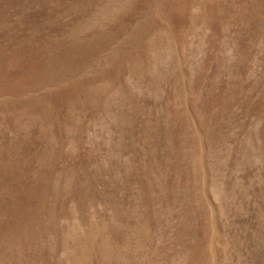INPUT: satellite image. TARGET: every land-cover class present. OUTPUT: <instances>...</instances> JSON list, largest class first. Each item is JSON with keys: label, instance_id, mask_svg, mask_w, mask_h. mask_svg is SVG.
Here are the masks:
<instances>
[{"label": "rangeland", "instance_id": "rangeland-1", "mask_svg": "<svg viewBox=\"0 0 264 264\" xmlns=\"http://www.w3.org/2000/svg\"><path fill=\"white\" fill-rule=\"evenodd\" d=\"M0 264H264V0H0Z\"/></svg>", "mask_w": 264, "mask_h": 264}]
</instances>
